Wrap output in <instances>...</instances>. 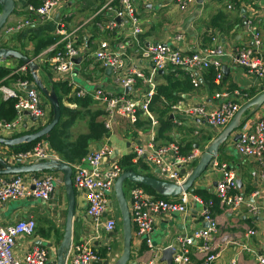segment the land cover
<instances>
[{
    "label": "crops",
    "instance_id": "obj_1",
    "mask_svg": "<svg viewBox=\"0 0 264 264\" xmlns=\"http://www.w3.org/2000/svg\"><path fill=\"white\" fill-rule=\"evenodd\" d=\"M14 2V11L8 17L5 27L0 33V47L16 50L38 63V77L47 88L58 83L67 84L70 91L67 95L60 93L61 104L70 111L65 112L60 117V124L65 121L71 110L77 109V103L73 102L77 99L89 104V108L95 112L99 124L103 126V106L89 95L84 98H74V89L78 86V89L89 92L95 89H103L111 93H121L119 86L113 82L112 77L107 75L105 69L92 60L91 56L101 42H108L111 48L115 49L119 39L130 29L129 23L125 19H118L120 26L113 32H105L98 27V24H103L106 20L113 18V13L104 8L108 0H66L52 10L51 19L48 21L36 20L28 11V6L37 4L36 0H14ZM133 2L135 4V0ZM143 5L144 10L142 12L136 10V12L144 31L140 36L144 46L156 42L167 43L182 54L197 53L217 45L222 46L225 50V56L221 60V80H216V74L212 69L210 70L214 72V75L211 78L209 70L190 73L174 68L159 72L154 79L156 88L159 85H166L167 78L174 81L178 80L182 87H185L187 83L189 84L188 89H178L173 93L176 98L174 103H169L164 99L159 103H151L149 109L157 122L156 126L153 127L152 125L154 144L162 146L175 142L182 145V153L196 150L200 155L225 126L211 128L203 121L187 116L179 110L171 109L170 106L179 105L185 109L190 106L204 105L207 108H214L218 102L215 94L226 91L230 95V100L241 107L261 92V88H264V80L248 74L244 68L238 66L234 62V54L239 48L254 47L253 34L256 32L259 34L261 44L258 52L264 62V0H203L201 4L194 0V3L184 10H180L174 0H143ZM73 8L75 11H70ZM151 8L152 17L149 19L148 15L151 13L149 12ZM141 16H147V19H143ZM29 18L33 20L31 26L20 31L6 33L5 29L13 28L17 23ZM60 25L63 27L62 29H60ZM59 30H64L66 34L74 32L77 47L80 48V57L78 58L80 62L72 73V81L74 82V79L78 78L85 83V87L75 82L74 86L71 87L65 79L66 76L58 75L49 68L48 59L52 56L55 45L62 40V36L58 33ZM141 53L137 46L132 45L126 51V55L122 57V70L137 69L144 75H149L151 64ZM83 65L86 66L83 68ZM22 66L24 65L17 59H7L0 63V67L10 70V75L26 77L29 75L28 69L23 73L18 71ZM7 77L0 83L21 93L22 90L17 85L20 79L12 80L9 76ZM193 79L197 86L193 85ZM24 80L33 85L32 79ZM145 88V83L142 80H137L135 85L137 95L142 93ZM250 94L253 95L248 97ZM40 102L45 110V117L41 124L25 114L19 130L16 132L2 131L0 137L13 138L29 134L47 124L52 118V110L47 99L41 94ZM252 109L249 108L242 114L243 124L253 125L257 120L264 121V103L256 111H252ZM160 116H167V118L162 122L159 120ZM77 127L79 126L75 127L74 124L70 131H74ZM106 132L107 134L105 133L101 139L88 142L87 152L88 154L99 149L102 145H108L113 154L104 162V166L115 157L119 159V162L120 159L128 156L132 158L133 144L139 145L146 141L151 129L148 118L141 114L135 125H130L125 120L115 119L111 131ZM132 133H135L134 137H131ZM80 134H82L81 131L76 132L74 137L77 138ZM232 138L233 135L228 137L221 146L222 154L215 159V162L224 163L230 170L234 171L237 179L241 182L237 193L244 197V203L233 208L217 198L215 186L220 178V173L214 166L208 170L206 178L202 182H194L193 192H187L199 196L204 201H212L209 211L217 222V231L211 236L210 246L211 253H218V258L214 264H258L257 257L259 255L264 256V186L260 179L261 172H264V164L261 166L255 159L240 156L235 150V142L232 141ZM195 145H199V148L196 149ZM11 152L12 148L0 145V157L8 163H11V160L7 155ZM56 156L61 160L58 155ZM82 159L75 164L66 163L72 168L74 165L82 164ZM14 165L17 164L14 163ZM136 170H139L140 174L162 179L155 173V169H149L144 163H139L131 171ZM45 173L47 172L34 175L42 176ZM30 175L26 174L25 179L28 180ZM56 175L62 176L59 172ZM5 177L7 176H0V179ZM59 188H62L63 191L62 194L58 192L57 203H55L57 199L55 193L48 200L20 199L9 201L0 206V226L2 227L28 218L35 223L32 235H23L16 241L14 256L18 260H21L31 247L37 246L49 252L48 261L45 264H56V258L52 257L51 254L61 242L67 207L63 185ZM255 192L258 194L254 195ZM76 194L78 202L75 203L72 245L79 243L82 239H87L89 234L96 231L98 223L86 216L83 195L75 191ZM167 199L176 200L177 196ZM246 203H252L260 208L255 214H252ZM111 207L112 210L99 222L104 223L110 217L117 219V227L113 232L117 234L112 236L106 244H102L101 242L106 237L98 233L100 243L98 246L94 245V248L97 252L106 250L105 256L98 258L99 264L106 262L114 264L122 252L121 226L117 218L119 211L114 215L113 202ZM201 211L202 208L197 206L191 207L185 214L157 216L154 220L151 236L152 249H148L142 239L134 234L132 227L131 261L129 264H149L150 262L152 264H166L160 260L161 251L165 247L178 248L177 238L179 236H190L193 232L207 226ZM248 231L255 233L250 235ZM87 232L91 233L88 234ZM114 241L118 243L120 250L115 252L116 257L113 258L112 255L109 256L108 252L111 250L110 247ZM199 244L200 242L196 241L190 247L192 260H198L202 256L201 253H197Z\"/></svg>",
    "mask_w": 264,
    "mask_h": 264
},
{
    "label": "built area",
    "instance_id": "obj_2",
    "mask_svg": "<svg viewBox=\"0 0 264 264\" xmlns=\"http://www.w3.org/2000/svg\"><path fill=\"white\" fill-rule=\"evenodd\" d=\"M36 5L28 6V11L39 21L51 19V12L66 0H36ZM180 10H184L194 0H174ZM105 9L113 13V18L106 20L98 27L105 32H113L117 27L118 19H125L130 26L127 33L119 39L116 48L112 49L108 42H101L91 59L97 62L103 69L111 68L109 76L113 82L119 86L121 93H111L103 89L85 91L74 89V98H84L87 95L104 108L103 127L106 131H111L115 119L125 120L130 125L138 122L141 114L145 115L150 123L151 132L146 141L132 146V166L144 163L149 169L158 170V176L163 180L181 185L188 171L191 170L198 159V151L193 150L182 153V145L178 143H168L162 146L154 144L152 137V125H157L155 118L150 112L152 97L156 92L154 83L155 76L159 72H164L169 68L180 69L185 72L208 71L212 69L216 74V80L222 78V58L225 50L222 46L208 47L197 53L182 54L178 49L167 43L148 44L141 43L140 36L143 34L142 24L137 15L133 0H108ZM103 8V9H104ZM228 8H231L228 6ZM33 20L25 19L17 23L13 28L5 29L6 33L20 31L31 26ZM63 27L60 25V29ZM62 36L54 49L52 56L48 59V65L52 72L66 76L68 84L74 86L72 73L79 64L75 60L80 57V48L77 47L74 32L66 34L64 30H59ZM254 47H242L236 50L234 62L244 68L246 72L261 80H264V62L258 52L260 47L259 34L254 33ZM179 38V37H177ZM63 42V43H62ZM135 45L141 50V54L151 64L149 75L132 69L123 71L122 57L126 51ZM26 66H22L18 71L23 73ZM137 80H142L146 88L137 95L135 85ZM192 83L197 86L193 79ZM21 93L13 88H9L0 83V100H15V118L12 121L0 120V132H16L21 127L22 118L29 116L40 124L45 117V110L41 106L40 94L27 80H19L17 83ZM128 89V90H127ZM135 93V94H134ZM218 100L214 108H207L204 105L190 106L183 109L179 105L170 106L171 109L184 112L187 116L203 121L211 128L226 126L232 119L240 106L230 100L228 92H218L215 94ZM28 113V114H26ZM26 114V115H25ZM239 138L235 142L236 152L244 157L257 160L261 166L264 164V121L257 120L253 125L247 123L238 129ZM112 149L108 145H102L99 149L89 152L81 161L82 164L72 166V184L74 191L83 195L86 216L97 220L96 228L99 226L106 232H114L117 227V219L110 217L100 223L99 219L112 210V202L108 198L110 193L114 194L113 186L120 174L125 171L119 164L116 157L110 159L107 165L104 162L112 156ZM10 162L23 165L34 162H42L50 159H58L54 151L51 150L48 142H37L30 150L24 152L12 151L7 155ZM214 167L220 173V178L216 182L215 194L219 200L233 208L244 203V197L237 193L238 184L234 171L224 163L214 162ZM184 170L185 174L181 173ZM58 173V172H56ZM56 173H45L42 176H28L26 174L8 175L0 179V206L9 201L20 199L48 200L56 193V188L63 185L61 175ZM60 174V173H59ZM260 179L264 186V172L260 174ZM255 192L254 195H257ZM115 200V196H114ZM130 214L131 227L134 234L142 239L148 249L153 248L152 232L154 220L157 216L164 214H185L195 206L202 208L201 214L206 223V227L193 232L190 236H179L178 248L172 255V264H214L218 258V253H211V236L217 231V222L212 217L209 208L212 201H204L197 195L183 192L177 199H162L154 194L148 193L137 184H132L129 188V199L127 200ZM249 211L255 214L260 207L252 203H246ZM35 223L32 219H20L6 227L0 226V264H45L48 261L49 252L37 246L31 247L24 254L21 260L14 256V247L19 237L30 236L34 233ZM254 231H248L253 235ZM99 240L98 234L90 235L87 239H82L77 244H73L66 264H95L98 262L97 250L94 242ZM199 241L197 253L202 256L198 260H192L190 247ZM258 264H264V256L257 257ZM149 264H152L150 262Z\"/></svg>",
    "mask_w": 264,
    "mask_h": 264
},
{
    "label": "water",
    "instance_id": "obj_3",
    "mask_svg": "<svg viewBox=\"0 0 264 264\" xmlns=\"http://www.w3.org/2000/svg\"><path fill=\"white\" fill-rule=\"evenodd\" d=\"M203 0H196L201 4ZM15 8L14 0H0V33L4 29L8 17L12 14ZM7 59H17L22 65L26 66L29 71V75L33 81L38 93L44 96L52 110L51 120L41 126L38 130L29 133L16 136L13 138L0 137V145L7 148H14L21 144L31 143L35 140L41 139L47 136L53 128L58 124L61 116L60 105L58 98L52 86L47 88L43 85L41 79L38 77L39 64L28 56L12 49L0 47V63ZM76 64H79L80 59L75 60ZM107 75H110L111 68L108 67L105 70ZM161 73V72H160ZM128 90V89H127ZM264 103V88H261V92L255 95L253 98L244 103L239 110L235 113L228 124L213 138L210 143L204 148L202 153L198 156V159L194 163L193 167L186 174L185 180L181 185L174 184L172 182L155 178L152 176L140 174L139 170L123 171L116 179L113 191L115 201L118 206L119 217H117L121 224V237H122V252L114 264H129L131 261V241H132V227L130 214L128 210L127 200L123 193V184L125 181L132 184H138L152 189L156 194L173 198L179 196L183 192H193L194 182H202L206 178V174L209 169L213 167L215 159L222 154L221 146L226 142L227 138L233 135L232 141L236 142L239 135L236 131L242 125L241 116L249 108H253L252 111H256ZM28 114V113H26ZM195 148H199V145H195ZM56 173L59 172L63 177V188L66 195L67 207L64 221V232L58 247L52 252V257L56 258V264H66L70 250L72 247V226L75 215V191L72 184V168L71 166L59 159H50L42 162H34L26 165H14V163H8L6 160L0 157V176L19 175V174H38V173ZM158 174V170H155ZM182 174H185L184 170H181ZM237 184L240 187L241 182L237 180ZM215 186V183L213 184ZM195 208V206H193ZM105 218V215L101 217ZM99 219V220H101ZM97 221V220H96ZM98 222V221H97ZM88 234L91 232H87ZM101 233L106 238L101 243L106 244L112 236L117 233L106 232L103 228L97 227L96 231L89 235ZM99 241H95L94 245L98 246ZM174 250L171 247H165L161 251V262L166 264H172V255ZM105 264H108L106 262Z\"/></svg>",
    "mask_w": 264,
    "mask_h": 264
},
{
    "label": "trees",
    "instance_id": "obj_4",
    "mask_svg": "<svg viewBox=\"0 0 264 264\" xmlns=\"http://www.w3.org/2000/svg\"><path fill=\"white\" fill-rule=\"evenodd\" d=\"M210 72V76L211 78L214 75V72L212 70H209ZM10 70L0 67V81H2L5 77L9 76L10 79H20V80H24V79H28L30 80L31 77L30 75H27L26 77L23 75H10ZM8 78V77H7ZM6 80V79H5ZM185 83H187L185 81ZM189 88V84L187 83V85L184 87L181 86V82L174 81L171 80L170 78H167V82L166 85H159L156 88V92L154 94V96L152 97V104L154 103H159L162 102V99L166 100L169 103H174L176 98L175 95L173 94L176 90L181 89V90H186ZM53 89L55 91V94L58 98V102L60 105V112H61V116L65 113L68 112L61 104V94L63 95H67L70 91V89L67 87L66 83H58V84H54L53 85ZM253 94L248 95V97L252 96ZM14 104H15V100H6V101H2L0 102V119L1 120H5L7 122L12 121L15 118V109H14ZM153 110V109H152ZM51 117H52V111H51ZM61 120V119H60ZM60 120L58 122V124L53 128V130L47 135L42 137L41 139L35 140L31 143H27V144H21L19 146H16L14 148H12V151L15 152H24V151H28L30 150L37 142L40 141H47L50 145V148L52 151H54V153L56 155H58L60 157V159L64 162H68V163H73L74 160H80L81 158H84L87 154V146H88V142L89 140H99L101 139V137L107 132L104 129V127L101 124H96L94 122H91L90 124V128L92 131H95L96 133L92 136V138L89 137H80L78 140H76L74 143H70V144H65L63 143L60 139H58L57 137V131L60 124ZM83 144V145H82ZM132 157V156H131ZM120 166L124 169V170H132L134 166H132L131 163V158L125 157L120 159L119 162ZM138 185V184H137ZM140 187L144 188L146 191L150 192L151 194L156 195L159 198L162 199H167L166 197H162L158 194H156L152 189L139 185ZM105 252L106 250H101L99 252H97V256L98 258L100 257H104L105 256ZM95 264H99V261L96 262Z\"/></svg>",
    "mask_w": 264,
    "mask_h": 264
},
{
    "label": "rangeland",
    "instance_id": "obj_5",
    "mask_svg": "<svg viewBox=\"0 0 264 264\" xmlns=\"http://www.w3.org/2000/svg\"><path fill=\"white\" fill-rule=\"evenodd\" d=\"M135 4H134V6H135L137 12H142L144 10L143 9V6H144L143 0H135ZM70 11H75V10L73 8V10L71 9ZM149 12H151L150 15H148V17L150 19V17H152V8L149 10ZM141 17L143 19H147V16H145V17L141 16ZM85 66L86 65H83L82 67L84 68ZM74 82L79 84L82 87H85V83L83 81L79 80L78 78H75ZM73 102L77 103V105H78L77 109L75 108V109L71 110V113L66 116L67 118L65 119V121L63 123H61V125L59 126L58 131H57L58 132L57 133L58 139H60L65 144L74 143L80 137L92 138V136L96 132L91 130L90 124H91V122L99 124L97 116H96L95 112L89 108V104H85L84 102H81L77 99L73 100ZM67 111L69 112L70 110H67ZM166 118H167V116H160L159 120L163 122L164 120H166ZM74 124H75V127L76 126H79V127L75 128L74 131H70V128ZM79 131H81L82 134L78 135L77 138H75L74 133L76 134V132H79ZM134 135H135V133H132L131 137H134ZM89 141H96V140L92 139ZM86 150L88 152V146H87ZM80 160H74V162L71 164H75V163L79 162ZM150 175H152L151 172H150ZM129 186H130V183L125 181L123 184V193H124L126 200H128V198H129ZM56 191L57 192H56L55 197L57 199L55 200L56 201L55 203L58 202V198H59L58 192H61V194H62L63 190H62V188L57 187ZM77 198L78 197L76 194L75 195V203L78 202ZM108 198L110 201H113L114 215H116V213H118V206L114 200V194L110 193L108 195ZM65 200H66V197H65ZM120 226H121V224H120ZM118 247H119L118 243L116 241H114V243L110 247L111 250L108 252L109 256L112 255L113 258L116 257L115 252H118L120 250V249H118Z\"/></svg>",
    "mask_w": 264,
    "mask_h": 264
}]
</instances>
